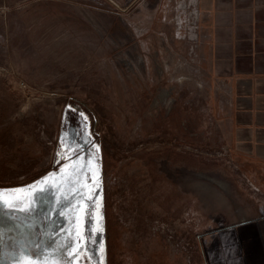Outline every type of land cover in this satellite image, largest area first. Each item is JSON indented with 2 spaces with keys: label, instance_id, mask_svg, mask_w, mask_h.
Instances as JSON below:
<instances>
[{
  "label": "rangeland",
  "instance_id": "rangeland-1",
  "mask_svg": "<svg viewBox=\"0 0 264 264\" xmlns=\"http://www.w3.org/2000/svg\"><path fill=\"white\" fill-rule=\"evenodd\" d=\"M184 1L0 0V193L34 202L30 213L0 203V264H202L233 165ZM62 151L98 164L75 257L81 193L56 186Z\"/></svg>",
  "mask_w": 264,
  "mask_h": 264
},
{
  "label": "crops",
  "instance_id": "crops-1",
  "mask_svg": "<svg viewBox=\"0 0 264 264\" xmlns=\"http://www.w3.org/2000/svg\"><path fill=\"white\" fill-rule=\"evenodd\" d=\"M198 3L197 55L209 62L225 109L219 121L233 165L227 190L214 191L226 213L205 233L202 264H264V0Z\"/></svg>",
  "mask_w": 264,
  "mask_h": 264
},
{
  "label": "snow or ice",
  "instance_id": "snow-or-ice-1",
  "mask_svg": "<svg viewBox=\"0 0 264 264\" xmlns=\"http://www.w3.org/2000/svg\"><path fill=\"white\" fill-rule=\"evenodd\" d=\"M66 140L61 141L62 149L66 144ZM96 151L98 153L99 148L96 147ZM72 153L67 151H62L61 158L69 159L70 162L66 164L65 169L62 172L59 183L56 184L58 188L63 191V187H68L69 190L76 192L79 191L81 193V199L78 202V210L77 217L74 229L69 233V239L72 242V247L68 248V254L70 257H75L79 254L83 247H86L87 237L85 234H82L80 229V219L79 213L85 210V201L90 200L92 197L89 193L95 191V188L91 185H95V187H99L98 180V164H93L92 160L85 162L84 164L80 163L81 158H77L75 160L70 159ZM97 157H93V160H96ZM84 168H87L89 172H93L91 176V184H89V177L84 174ZM95 169V171H94ZM52 182L55 184V178H50ZM48 181H42L41 184H47ZM36 186H32L28 191H34ZM18 190H14L12 193H0V203H5L8 208L19 210L25 213H30L32 211V207L34 202L29 200L23 204V207L16 208L13 200L8 199L9 196L15 197V192ZM81 241L84 243L81 244ZM65 247H68L66 244ZM27 264H39L37 261H28Z\"/></svg>",
  "mask_w": 264,
  "mask_h": 264
},
{
  "label": "bare ground",
  "instance_id": "bare-ground-1",
  "mask_svg": "<svg viewBox=\"0 0 264 264\" xmlns=\"http://www.w3.org/2000/svg\"><path fill=\"white\" fill-rule=\"evenodd\" d=\"M190 5L191 7H194L195 5H197V4H199L198 3V0H188V2H185L184 1V3L182 2V6H181V10H183L186 6L185 5ZM198 10V11H197ZM196 11H197V13L199 12V9L196 7ZM167 91V90H166ZM167 96V94H166V92H163V93H161V95H160V99H163L164 100V98ZM155 102H157V100L155 101ZM49 202V201H48ZM33 218H35V219H37L35 216H33ZM10 226H11V230H12V232H14L16 235H18V236H26L27 234H29V231H28V229L26 228V225H24V224H22V223H19V222H16V221H14V222H12L11 224H10ZM10 228V227H9Z\"/></svg>",
  "mask_w": 264,
  "mask_h": 264
},
{
  "label": "built area",
  "instance_id": "built-area-1",
  "mask_svg": "<svg viewBox=\"0 0 264 264\" xmlns=\"http://www.w3.org/2000/svg\"><path fill=\"white\" fill-rule=\"evenodd\" d=\"M198 5L199 4L195 5L192 8H190L191 7L190 6V7H188V9H186V10H188L187 12L189 13V16L192 17V24H193V25L188 27V29H189V32H188L189 36L188 37L193 39V40H196V41L199 40V36H200L199 23H200L201 14H202L201 11H200V13L199 12L197 13L198 10L196 11V7L198 8ZM177 8L181 9V4H179ZM187 12H185V13H187Z\"/></svg>",
  "mask_w": 264,
  "mask_h": 264
},
{
  "label": "trees",
  "instance_id": "trees-1",
  "mask_svg": "<svg viewBox=\"0 0 264 264\" xmlns=\"http://www.w3.org/2000/svg\"><path fill=\"white\" fill-rule=\"evenodd\" d=\"M70 105L77 110H82L86 113H90L86 104L76 98H71Z\"/></svg>",
  "mask_w": 264,
  "mask_h": 264
}]
</instances>
